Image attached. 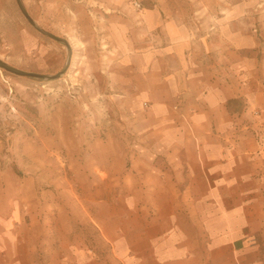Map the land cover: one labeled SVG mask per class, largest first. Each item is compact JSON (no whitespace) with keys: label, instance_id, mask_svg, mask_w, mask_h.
I'll return each mask as SVG.
<instances>
[{"label":"crops","instance_id":"obj_1","mask_svg":"<svg viewBox=\"0 0 264 264\" xmlns=\"http://www.w3.org/2000/svg\"><path fill=\"white\" fill-rule=\"evenodd\" d=\"M181 5L143 8L146 37L127 56L152 144L115 184L123 223L94 217L107 249L63 239L46 264H264L262 31L246 0ZM33 225L0 216V264H37Z\"/></svg>","mask_w":264,"mask_h":264},{"label":"rangeland","instance_id":"obj_2","mask_svg":"<svg viewBox=\"0 0 264 264\" xmlns=\"http://www.w3.org/2000/svg\"><path fill=\"white\" fill-rule=\"evenodd\" d=\"M156 1L19 0L33 26L15 0H0V62L60 74L47 80L0 69V216L20 220L22 230L34 224L37 264H46L47 249L59 252L63 239L107 249L93 229L96 216L123 223L124 190L115 184L134 175L139 148L152 144L142 136L148 101L133 84L127 56L146 37L143 8ZM195 1L166 0L181 3V12ZM246 3L264 56V0Z\"/></svg>","mask_w":264,"mask_h":264},{"label":"water","instance_id":"obj_3","mask_svg":"<svg viewBox=\"0 0 264 264\" xmlns=\"http://www.w3.org/2000/svg\"><path fill=\"white\" fill-rule=\"evenodd\" d=\"M15 2H17L18 7H19L21 13L23 14V16L25 17V19L28 20L29 23L34 26L33 21L31 19H29V17L27 16V14H26L21 2H19V0H15ZM37 30H39L41 33H43L44 35H46L47 37H50L51 39H53L55 41L58 40V41H61V42L65 43L64 40H62V39H60L58 37H53L49 33H46V32L42 31L39 28ZM68 63H69V59H68V61L66 63V67H67ZM0 69H2L3 71L5 70V71H7L9 73H12L14 75H17V76H26V77L36 78V79L42 78V79H47V80H55L60 75V74H57L55 76H47V75H43V74L37 75V74H34V73H28V72H25V71H22V70L19 71L17 69L9 67L8 65H6L5 63H2V62H0ZM64 70H65V68L61 71V73Z\"/></svg>","mask_w":264,"mask_h":264},{"label":"built area","instance_id":"obj_4","mask_svg":"<svg viewBox=\"0 0 264 264\" xmlns=\"http://www.w3.org/2000/svg\"><path fill=\"white\" fill-rule=\"evenodd\" d=\"M134 7H135L136 9H139V8H140V6H139L138 3H134Z\"/></svg>","mask_w":264,"mask_h":264}]
</instances>
